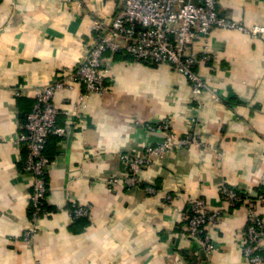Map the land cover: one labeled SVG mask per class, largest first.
<instances>
[{"label":"crops","instance_id":"1","mask_svg":"<svg viewBox=\"0 0 264 264\" xmlns=\"http://www.w3.org/2000/svg\"><path fill=\"white\" fill-rule=\"evenodd\" d=\"M122 2L0 0V264H250L238 230L249 209L264 223V204L255 200L264 189V31H212L210 59L196 67L208 88L198 101L170 65L110 52L103 94L84 95L78 83L56 92V123L67 132L46 143L44 210L34 237L24 238L32 177L16 138L35 92L84 57L93 18H111ZM217 9L264 29V0H219ZM203 45L197 41L193 51L201 54ZM166 117L176 137L199 142L156 156L137 186L108 183L126 172L122 154L163 139L145 124ZM222 186L243 195L208 227V254L187 236L189 205L201 196L208 209H220ZM72 202L88 207V216L73 219Z\"/></svg>","mask_w":264,"mask_h":264},{"label":"built area","instance_id":"2","mask_svg":"<svg viewBox=\"0 0 264 264\" xmlns=\"http://www.w3.org/2000/svg\"><path fill=\"white\" fill-rule=\"evenodd\" d=\"M82 5L83 0H64ZM219 0H123L122 6L109 19L94 17L91 23L92 38L86 44L84 57L63 76L39 87L34 95L30 111L26 114L22 130L16 142L24 144L27 156L24 171L32 177L29 195L31 218L25 229L24 238L30 241L38 229L37 220L44 210L47 192L46 172L50 163L45 154V146L51 135H64L66 126L56 123L60 113L54 102L56 92L78 83L85 89L84 95H101L106 90V53H121L151 64L166 63L184 75L190 82L192 99L208 89L197 65L210 59L208 37L212 31L238 29L253 35L264 31L261 25L247 27L244 24L220 15ZM203 41L202 52L193 51V45ZM85 96L81 95L83 100ZM81 120L77 112H73ZM74 118V117H73ZM196 117H190L194 123ZM162 133L163 139L146 146L137 153L122 154L126 172L121 177H112L108 183L124 181L128 187L140 184L141 171L149 166L156 156L169 152L174 147L198 143V137L191 139L176 137L170 127V119L163 118L150 126ZM155 192L152 187L147 188ZM222 207L210 210L205 198L197 196L190 201L187 215V236L192 238L206 253L214 250L208 227L214 226L223 215L224 208L234 207L240 200L232 187L220 188ZM257 203L264 204V189L255 195ZM73 219L87 217L86 206L72 202L68 208ZM239 246L250 264H264L263 242L264 223L254 209H249L246 224L238 230Z\"/></svg>","mask_w":264,"mask_h":264},{"label":"trees","instance_id":"3","mask_svg":"<svg viewBox=\"0 0 264 264\" xmlns=\"http://www.w3.org/2000/svg\"><path fill=\"white\" fill-rule=\"evenodd\" d=\"M227 187H229V186H227ZM232 188H233V187H232ZM233 189H235V190L237 191L238 195L240 196V200H241V199H242V195H243V194H242V191H239V190L236 189V188H233ZM240 200H239V201H240ZM239 201H238V202H239ZM238 202H237V203H238Z\"/></svg>","mask_w":264,"mask_h":264}]
</instances>
